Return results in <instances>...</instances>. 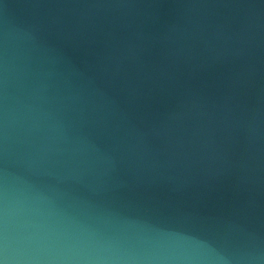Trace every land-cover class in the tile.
<instances>
[{
	"label": "water",
	"instance_id": "water-1",
	"mask_svg": "<svg viewBox=\"0 0 264 264\" xmlns=\"http://www.w3.org/2000/svg\"><path fill=\"white\" fill-rule=\"evenodd\" d=\"M0 264H264V0H0Z\"/></svg>",
	"mask_w": 264,
	"mask_h": 264
}]
</instances>
